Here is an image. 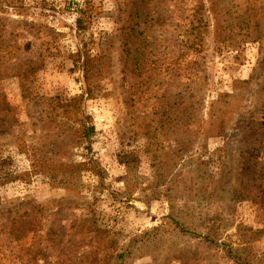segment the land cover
Here are the masks:
<instances>
[{
    "label": "rangeland",
    "instance_id": "374dc122",
    "mask_svg": "<svg viewBox=\"0 0 264 264\" xmlns=\"http://www.w3.org/2000/svg\"><path fill=\"white\" fill-rule=\"evenodd\" d=\"M0 1H3L2 10L7 11L0 15L6 24L16 22L23 28H31H26V37L20 36L19 43L24 51L28 50L23 55L34 56V64L38 66L33 90L42 96L72 97L83 93L80 69L74 60L79 50L75 33L77 14L71 13L87 2L95 6L100 4L102 15L99 26L95 24V30L99 28L112 33L118 28L116 19L122 8L121 2L23 0L16 5L21 7H16L7 0ZM169 1L170 7L163 10L162 28L167 31L166 36L176 41L170 47V55L177 54L178 58L162 71L164 75L151 76L157 80L154 82L156 85L164 77L165 86L160 84L161 88L149 90L148 85L140 84V95L133 96L134 91L125 74H121L119 52L114 50L112 56L117 84L107 97H97L86 103L87 114L92 118L96 133L90 142L82 141L77 159L87 164L90 160L96 162L107 180L103 189L98 190L99 178L92 170H83L80 180L74 179L69 187L58 183L60 178L50 183L34 173L29 155L16 154L8 164V154L0 147V264H167V261L171 264H234L226 254L231 248L224 251L223 248L232 246L236 249L241 245L240 254H244L245 249L251 256L264 255V208L259 199L242 198L236 204L228 202L227 207L216 201L208 203L209 195L213 193L212 179H222L226 172L230 173L231 190L236 181L237 174L233 173V168L239 158L238 144H230V141L238 137V130L232 128L228 138L210 139L204 148L196 144L191 150L185 146L191 139L189 135L181 131V135L176 137L171 129L173 122L166 116L155 114L159 108L167 109V116L174 114L177 109L174 104L180 103L186 120L196 119L185 98L190 95L188 86L194 85L199 73L205 76L203 119L207 118L210 102L220 92H232L233 82L244 79L253 81L252 88L241 98L242 113L234 121L245 118L247 112H250V117L260 120L262 115L253 110L252 104L253 92L260 84L258 72L264 65V41L252 43L246 40L242 44L243 38L239 37L242 46L236 50L227 44L214 42V27L216 16L224 21L236 15L235 12L254 7L263 12L260 18L264 31V0ZM160 5L164 3L160 2ZM198 20H202L205 28L206 46L195 53L188 45L194 38L189 22L195 25ZM162 32L157 31V35ZM40 54L43 56L41 61L38 59ZM238 54L242 55L241 61L236 60ZM174 84L180 90L172 87ZM171 87L174 92H182L183 96L168 101L164 94ZM1 88L7 94L15 116L9 122L0 123V146H6L13 142L8 137H15L19 132L29 134L30 115L23 104L16 79L3 81ZM158 89L159 95L152 97L154 90ZM40 109H31L34 117H38ZM176 141L183 144L178 146ZM2 158L6 161L2 162ZM171 162L186 164L183 174H173L169 168ZM154 164L157 167H153ZM198 179L200 184L195 183L193 190L186 189L185 182ZM201 189L204 192L199 196ZM231 195L235 193L231 192ZM48 200L51 202L41 210L30 212ZM24 212L30 214L27 213L24 221H17L19 213ZM172 212L190 220L202 235L214 229L223 246L216 250L203 240L190 241L178 233L171 235L163 230L161 233L167 243L158 250L157 256L153 255L154 259L148 257L151 254L146 250L148 245L136 247L139 249L126 256L132 241L140 240L155 227L163 225ZM208 213L212 219L217 213V219L225 222L224 226L210 219ZM27 219L34 225L29 230L41 231L40 245L33 246V234L30 232L23 238L20 236V240L10 236L13 242H6L9 235L3 229L15 221V229L20 232L19 228H25ZM186 251L189 253L185 257ZM180 253L183 256L178 262ZM120 254L124 255L123 260L118 258Z\"/></svg>",
    "mask_w": 264,
    "mask_h": 264
},
{
    "label": "trees",
    "instance_id": "16d2710c",
    "mask_svg": "<svg viewBox=\"0 0 264 264\" xmlns=\"http://www.w3.org/2000/svg\"><path fill=\"white\" fill-rule=\"evenodd\" d=\"M7 1L10 2V5L16 6L23 0ZM119 1L122 8L119 9V16L116 19L118 28H115L112 33H105L99 28L95 30V24L99 26V19L102 15L100 4L95 6L91 2H87L82 7L78 6L71 13L77 14L75 33L79 50L74 56V60L76 61L75 66L80 69L83 85V93L72 97L42 96L33 90L34 74L38 66L34 64V56L31 54L23 55V52L28 50L24 51L23 46L19 43L20 36L22 38L26 37L25 31L28 27L23 28L16 22L6 24L0 16V123L9 122L15 117L14 108L7 94L1 88V83L8 79L18 81L23 104L28 111V115H30L29 134L19 132V134H15V137L12 135L11 138H7L13 141L10 145L0 146L8 154L6 158L8 164L14 155L26 154L32 158L34 173L44 177L50 183H54L60 178L58 183L69 187L74 179L76 181L80 180L84 171L92 170L96 171L99 178L98 190L106 186V177L98 170L99 167L96 162L90 160L88 162L91 165L88 166L89 164L79 161L77 158L82 141L90 142L96 133L92 118L87 114V101L97 97H107L117 84L112 56L114 50L119 52L122 63L121 74H125V78L129 82L128 85L134 91L133 96L140 95L139 91L142 88L140 84L148 85L149 90L161 88V85L165 86L164 77L156 85L157 80L154 77L151 78V76L161 77L164 70H167L178 58L177 54L170 55V47L176 41L166 36L167 31L162 28L164 26L163 10H168L170 7L168 5L169 0ZM2 2L0 1V15L2 11H5L2 10ZM160 2L164 5L159 6ZM251 8L244 12H235L236 15L230 16L229 19L224 21L216 16L214 42L227 44L236 50H239L242 44L246 43V40L252 43H262L264 41V31L260 16L263 12L258 8ZM197 9L198 7L195 10ZM253 9L256 11H253ZM63 13L66 14L67 12L64 11ZM189 26L192 29L191 34L194 36L188 42L190 50L195 53L204 50L206 37L203 32L205 28L202 20H198L195 25L189 22ZM21 28L24 30H20ZM28 29L31 30V28ZM157 31L163 32L157 35ZM239 37L243 38L242 44L238 41ZM241 56V54H238L236 60L241 61ZM38 59L41 61L43 56L40 54ZM198 69L200 70V68ZM143 71L147 73L142 74ZM258 73L260 84L257 85L258 90L253 92L255 97L252 108L262 115L260 120L250 117V112H247L245 118L234 121L237 115L242 113L241 98L252 88L253 81L244 79L233 82L232 92H220L216 99L210 102L207 118L203 119L201 111L204 108L205 101V86L203 85L205 76L199 73L196 74L197 80L194 81V85L188 86L190 95L184 97L192 108L193 117H197L196 119L186 120L183 105L180 103L174 104L177 109L174 114L168 116L167 109L159 108L156 110L155 114L166 116L173 122L171 129L176 137L181 135V131L189 135L191 139L186 142L185 146L191 150L197 146L196 144L204 148L210 139L228 138L232 128L238 130L236 133L238 137L232 138L230 141V144H238L239 158L233 168V173L237 174L236 181L232 184L231 190L228 176L230 173L226 172L222 179H212L211 190L213 193L209 195L208 199L210 204L216 201L220 206L227 207L228 202L232 205V203L236 204L239 199L247 198L259 199L264 208V65ZM144 75H148L146 79ZM172 87L180 90V87L175 84ZM172 87L164 94L167 96L168 101L170 98L183 96L182 92H174ZM154 91L155 95L152 97L159 95V89ZM130 100L134 101L133 98H130ZM39 107L41 108L40 113H38V117H34L31 109H39ZM155 107H157L156 104ZM15 122L18 121L15 120ZM176 142L178 146L183 144L179 141ZM6 160L1 159L2 162ZM186 166V164H180L179 162H171L169 168L173 174L179 176L183 174ZM153 167H157V165L154 164ZM200 179L185 182L186 189L193 190L195 183L200 184ZM203 192L204 190H199L198 195L201 196ZM231 192L235 193V195H231L232 198L229 196ZM50 202L51 200H48L38 204L30 212L41 210ZM30 212L19 213L17 221H24L27 213L29 215ZM207 216L212 219L210 213ZM212 220L221 224V227L224 226L225 222L217 219V213L214 214ZM26 222L24 229L19 228L20 232L15 229V221L9 228L5 227L3 230L9 235L6 242H13L10 236H13L15 240H20L30 232L33 234V246L38 247L40 238L41 240L43 238L41 231L29 230L34 225L30 224L28 219ZM163 230L171 235L178 233L190 241L203 240L206 244L216 247V250L223 246L219 243L221 239H219L217 231L213 229L202 235L201 230L195 228L190 220H184L175 212H172L163 225L155 227L140 240L132 241L130 248L125 253L126 256L135 249H139L136 247L148 245L146 250L151 253L148 257L154 259L155 256L153 255L157 256L158 250L164 248L167 243L161 233ZM241 247L242 245L234 249L232 246H226L223 251L226 248H231L226 254L228 260L234 264H264V255L251 256L245 249H243L244 254H240L241 250L239 248ZM188 253L186 251L185 257ZM182 256L183 253L177 256L178 262ZM118 258L123 260L124 255L120 254ZM166 263L171 264L170 261ZM182 264L187 263L183 262Z\"/></svg>",
    "mask_w": 264,
    "mask_h": 264
}]
</instances>
